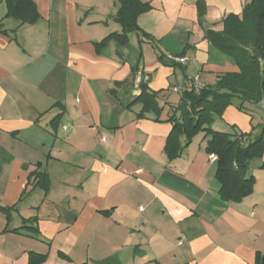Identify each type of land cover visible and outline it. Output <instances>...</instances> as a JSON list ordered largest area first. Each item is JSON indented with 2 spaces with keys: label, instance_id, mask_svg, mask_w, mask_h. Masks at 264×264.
Masks as SVG:
<instances>
[{
  "label": "crops",
  "instance_id": "1",
  "mask_svg": "<svg viewBox=\"0 0 264 264\" xmlns=\"http://www.w3.org/2000/svg\"><path fill=\"white\" fill-rule=\"evenodd\" d=\"M139 1L138 31L97 47L121 33L117 0H32V24L0 0V264H264V154L234 204L205 140L174 159L164 150L182 97L172 88L238 71L211 37L250 0ZM137 71L158 118L133 103Z\"/></svg>",
  "mask_w": 264,
  "mask_h": 264
},
{
  "label": "trees",
  "instance_id": "2",
  "mask_svg": "<svg viewBox=\"0 0 264 264\" xmlns=\"http://www.w3.org/2000/svg\"><path fill=\"white\" fill-rule=\"evenodd\" d=\"M5 1L6 16L21 24H32L38 19L32 0ZM147 8L148 5L139 0H117L115 21L120 25L121 33L109 35L96 46L104 45L110 38L126 43L127 35L138 31L136 19ZM224 27L223 33L212 35L211 42L233 61L238 71L219 76L213 87L202 88L199 93L190 88L182 93L179 104L167 120L173 126L164 150L169 159L177 158L197 133L204 132L208 137L205 152L217 156L215 178L219 183V197L224 202L236 204L252 194L254 178L247 176V172L252 160L263 157L264 122L260 133L252 138L217 132L211 130L209 124L214 115H220L233 101L240 110L247 104L264 111V0H250L241 17H228ZM145 85H139L140 94L133 103H140L143 113H153L158 118L162 108L155 93L147 92ZM33 176L38 178L37 185L45 190L47 178L39 174ZM0 211L6 213L8 210L0 208Z\"/></svg>",
  "mask_w": 264,
  "mask_h": 264
},
{
  "label": "rangeland",
  "instance_id": "3",
  "mask_svg": "<svg viewBox=\"0 0 264 264\" xmlns=\"http://www.w3.org/2000/svg\"><path fill=\"white\" fill-rule=\"evenodd\" d=\"M202 86V82L200 81ZM243 109L236 107V101H233L231 105L226 106L220 115H214L209 124L211 130H219L220 132H225L232 134L233 136L239 135H249L256 136V128L260 122V115H256L254 110L256 107L250 108L245 104ZM199 135V136H198ZM194 138L202 141L208 138L204 132L197 133ZM191 143V142H190Z\"/></svg>",
  "mask_w": 264,
  "mask_h": 264
},
{
  "label": "built area",
  "instance_id": "4",
  "mask_svg": "<svg viewBox=\"0 0 264 264\" xmlns=\"http://www.w3.org/2000/svg\"><path fill=\"white\" fill-rule=\"evenodd\" d=\"M165 60L177 64V65H187L189 62V59L186 55H173L170 53H167L164 55ZM149 80V76L143 72L137 71L133 77V84L134 87L139 89V85L142 83H147ZM189 83H190V89H192L195 93H199V91L203 88L200 84L199 81V76L195 75L193 77L188 78ZM186 86H181V87H174L172 88V91L174 93H183L188 89ZM208 161L209 163H215L217 162V156L214 154H211L208 156Z\"/></svg>",
  "mask_w": 264,
  "mask_h": 264
}]
</instances>
